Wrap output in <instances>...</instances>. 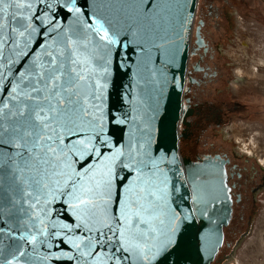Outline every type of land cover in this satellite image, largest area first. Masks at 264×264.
I'll return each mask as SVG.
<instances>
[{"label": "water", "instance_id": "1", "mask_svg": "<svg viewBox=\"0 0 264 264\" xmlns=\"http://www.w3.org/2000/svg\"><path fill=\"white\" fill-rule=\"evenodd\" d=\"M197 6L0 0V264L217 261L226 161L180 152Z\"/></svg>", "mask_w": 264, "mask_h": 264}, {"label": "flooded vegetation", "instance_id": "2", "mask_svg": "<svg viewBox=\"0 0 264 264\" xmlns=\"http://www.w3.org/2000/svg\"><path fill=\"white\" fill-rule=\"evenodd\" d=\"M250 2L203 0L187 67L184 95L187 116L180 125L182 156L199 161L208 155H218L226 161L233 199L229 226L238 216L241 227L248 224L251 213L264 197V167L243 154L234 138L238 126H259V123L264 126V91L256 83L241 79L238 62L228 50L233 48L229 37L233 17L249 9ZM225 241L230 248L232 243Z\"/></svg>", "mask_w": 264, "mask_h": 264}, {"label": "rangeland", "instance_id": "3", "mask_svg": "<svg viewBox=\"0 0 264 264\" xmlns=\"http://www.w3.org/2000/svg\"><path fill=\"white\" fill-rule=\"evenodd\" d=\"M203 0H198L195 26L199 23ZM249 9L234 15L233 28L229 37V52L238 62L242 80L256 83L264 91V0H251ZM253 9V11H252ZM194 31V30H193ZM236 145L243 154L256 160L264 167V126H238L234 129ZM236 228H241L237 233ZM238 234V235H237ZM232 243L224 244L214 264H264V197L254 208L248 224L241 227L236 216L226 229V239Z\"/></svg>", "mask_w": 264, "mask_h": 264}]
</instances>
